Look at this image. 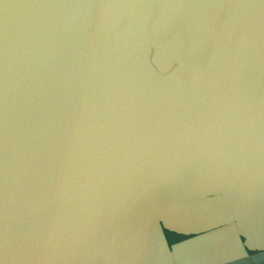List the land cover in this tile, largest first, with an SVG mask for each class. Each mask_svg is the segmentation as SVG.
<instances>
[{"label":"water","instance_id":"water-1","mask_svg":"<svg viewBox=\"0 0 264 264\" xmlns=\"http://www.w3.org/2000/svg\"><path fill=\"white\" fill-rule=\"evenodd\" d=\"M0 264H264V0H0Z\"/></svg>","mask_w":264,"mask_h":264},{"label":"flooded vegetation","instance_id":"flooded-vegetation-1","mask_svg":"<svg viewBox=\"0 0 264 264\" xmlns=\"http://www.w3.org/2000/svg\"><path fill=\"white\" fill-rule=\"evenodd\" d=\"M167 236L169 240H173L174 238L176 239V236L170 235L169 233L167 234Z\"/></svg>","mask_w":264,"mask_h":264},{"label":"rangeland","instance_id":"rangeland-1","mask_svg":"<svg viewBox=\"0 0 264 264\" xmlns=\"http://www.w3.org/2000/svg\"><path fill=\"white\" fill-rule=\"evenodd\" d=\"M256 251V250H255ZM254 250H250V249H248V248H246V252H247V254H251V253H253V252H255Z\"/></svg>","mask_w":264,"mask_h":264}]
</instances>
